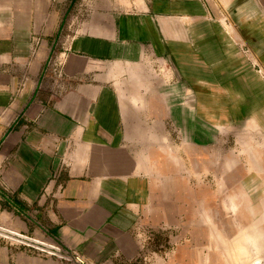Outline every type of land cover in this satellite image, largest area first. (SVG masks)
Returning <instances> with one entry per match:
<instances>
[{"label": "crops", "instance_id": "1", "mask_svg": "<svg viewBox=\"0 0 264 264\" xmlns=\"http://www.w3.org/2000/svg\"><path fill=\"white\" fill-rule=\"evenodd\" d=\"M258 13L264 0H0V227L88 264H253L254 243L264 256L262 233L184 234L231 213L264 227V184L219 176L201 102L237 69L222 20ZM147 227L182 234L153 247ZM0 264L61 263L0 237Z\"/></svg>", "mask_w": 264, "mask_h": 264}, {"label": "rangeland", "instance_id": "2", "mask_svg": "<svg viewBox=\"0 0 264 264\" xmlns=\"http://www.w3.org/2000/svg\"><path fill=\"white\" fill-rule=\"evenodd\" d=\"M236 22L237 25L230 20L221 22L224 30L229 31L231 27L237 30L239 52L235 74L230 75L228 71L221 78L220 99L207 98L201 102L207 110L206 123L215 124L219 128L220 138L224 142L221 151L225 158L219 165L221 171L219 176H224L231 169L232 175L235 174L232 177L239 184L244 183L243 180L246 178H255L254 184L259 185L264 184V36H261V31L264 30V18L258 13L253 19ZM252 31L255 32L254 35H250ZM214 73L218 74L217 71H207V75ZM209 91L214 92L215 89L209 87ZM215 95L219 94L216 92ZM207 182H211L213 186V179ZM250 189L255 194L259 191L252 186ZM262 192L264 188L258 193ZM253 214L256 217L257 213L253 212ZM234 217V213L224 215L221 223L213 222L211 226L202 227L199 231L191 227L185 229L184 234L221 236L264 234V227L261 230L251 225L249 221H246L247 226L242 227L239 221L241 219L239 218L237 223ZM138 234L142 240L151 241L154 247L157 237L165 239L169 235H181L182 232L181 228L147 227L140 229ZM156 246L159 248L160 244ZM253 251L255 257L253 264H264V256L261 255V249L256 243ZM142 261L146 263V260ZM139 262L137 260L135 263Z\"/></svg>", "mask_w": 264, "mask_h": 264}, {"label": "built area", "instance_id": "3", "mask_svg": "<svg viewBox=\"0 0 264 264\" xmlns=\"http://www.w3.org/2000/svg\"><path fill=\"white\" fill-rule=\"evenodd\" d=\"M0 237L11 245L24 247L28 252L37 256L53 258L61 264H88L77 250L65 248L48 238L26 235L4 227H0Z\"/></svg>", "mask_w": 264, "mask_h": 264}]
</instances>
